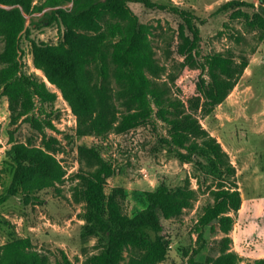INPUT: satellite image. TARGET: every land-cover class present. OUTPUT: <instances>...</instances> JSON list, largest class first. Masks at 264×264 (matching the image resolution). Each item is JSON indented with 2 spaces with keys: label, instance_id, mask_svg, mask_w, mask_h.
Masks as SVG:
<instances>
[{
  "label": "trees",
  "instance_id": "obj_1",
  "mask_svg": "<svg viewBox=\"0 0 264 264\" xmlns=\"http://www.w3.org/2000/svg\"><path fill=\"white\" fill-rule=\"evenodd\" d=\"M34 2L0 0V97L7 98L11 125L23 120L39 131L54 129L51 120L46 118L45 105L54 103L57 94L49 90L44 81L23 71L20 44L26 29L25 15L50 8L41 17H33L30 24L32 27L58 24L62 38L55 45L30 40L32 62L67 101L77 118V135H92L103 140L111 132L123 134L146 124L155 127L160 122L167 128L160 140L173 147L183 160L202 156L214 170L234 176L235 168L226 152L202 127L197 114L209 115L226 99L248 65L245 56L236 59L230 52L203 55L196 25L198 17L172 3L154 0ZM130 3L165 11L182 20L177 45V53L182 57L181 67L200 70L190 96L180 98L176 95L178 90L175 92L168 82L160 79L159 73L165 70L155 58L151 26L139 21ZM263 4L264 0H260L258 8L264 15ZM241 6L254 7V4L228 0L218 11ZM36 108H39L37 112ZM10 140V161L6 163L10 182L0 194V206L15 196L21 197L25 204L36 201L41 191L55 188L65 175L51 153L49 142L44 141L43 147L16 142L12 133ZM79 151L95 162V167L81 176L83 232L106 238L100 251L90 256L87 263L120 264L126 249L134 251L128 264L162 262L169 247L162 221L190 207L196 192L188 187L171 189L162 182L156 189L145 192L146 206L142 210L127 215L119 200L123 190L116 188L110 194L105 193L104 187L113 176L114 167L102 155V146L81 147ZM237 189L236 183L230 182L229 186L220 184L211 191L212 203L203 208L197 221L202 240H205V230L213 233L219 229L226 233L232 229L231 213L241 206ZM0 225L7 224L0 220ZM230 242L228 236L218 242L217 247L223 254L215 261L208 257L204 261L191 258L188 264H240L239 256L228 251ZM63 262L71 264L64 254ZM0 264L44 263L28 238H17L0 246ZM245 264H264V258Z\"/></svg>",
  "mask_w": 264,
  "mask_h": 264
},
{
  "label": "rangeland",
  "instance_id": "obj_2",
  "mask_svg": "<svg viewBox=\"0 0 264 264\" xmlns=\"http://www.w3.org/2000/svg\"><path fill=\"white\" fill-rule=\"evenodd\" d=\"M154 1L172 3L198 17L196 25L203 55L230 52L236 59L242 56L248 59L247 67L226 99L209 115L197 114L202 127L226 152L235 168L234 176L214 170L202 156L183 160L173 147L160 140L167 133L166 126L160 122L155 127L146 124L123 134L111 132L103 140L92 135H77V118L67 101L32 62L30 40L55 45L62 38V28L58 24L32 27L31 19L41 17L44 12L26 15V29L20 43L23 71L44 81L49 90L56 92L54 103L45 105L46 118L51 120L54 129L39 131L23 120L11 125L7 98L0 97V194L10 182L6 168L12 146L10 133L14 141L37 147H43L44 141L49 142L51 153L65 175L55 188L41 191L36 201L25 204L21 197L15 196L0 206V220L7 224L0 225V246L12 239L28 238L44 264H64L63 254L71 264H88V258L100 251L106 238L83 232L81 176L94 168L95 162L83 157L79 150L101 145L102 155L114 167V174L104 187L105 193L110 194L116 188L123 190L119 200L127 215L142 210L146 206L145 192L156 189L162 182L171 189L188 187L196 192L190 207L162 221L169 247L165 259L158 264H188L191 258L204 261L207 257L215 261L223 254L217 244L225 236L231 240L228 251L239 256L240 264L264 256V15L258 8L260 0H238L254 7L219 11L228 0ZM129 6L141 23L151 26L155 58L165 70L159 73L160 79L168 82L175 92L179 91L176 95L180 98L190 96L200 70L181 67L182 57L177 53V45L182 20L177 15L147 9L141 4L130 3ZM111 84L114 86L113 82ZM230 182L236 183L241 196L240 209L231 213L232 229L226 233L219 229L213 233L205 230V240H202L197 229L198 217L203 208L212 203L211 191L220 184L229 186ZM123 255L120 264H128L134 251L126 249Z\"/></svg>",
  "mask_w": 264,
  "mask_h": 264
},
{
  "label": "water",
  "instance_id": "obj_3",
  "mask_svg": "<svg viewBox=\"0 0 264 264\" xmlns=\"http://www.w3.org/2000/svg\"><path fill=\"white\" fill-rule=\"evenodd\" d=\"M6 9H10V8H12L11 6H4ZM50 8H46V9H44L41 13H43V12H45V11H47V10H49ZM26 16V15H25Z\"/></svg>",
  "mask_w": 264,
  "mask_h": 264
},
{
  "label": "crops",
  "instance_id": "obj_4",
  "mask_svg": "<svg viewBox=\"0 0 264 264\" xmlns=\"http://www.w3.org/2000/svg\"><path fill=\"white\" fill-rule=\"evenodd\" d=\"M262 258H264V256Z\"/></svg>",
  "mask_w": 264,
  "mask_h": 264
}]
</instances>
